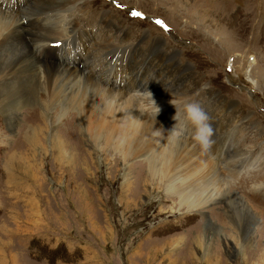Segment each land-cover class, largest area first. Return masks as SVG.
<instances>
[{
    "label": "rangeland",
    "instance_id": "374dc122",
    "mask_svg": "<svg viewBox=\"0 0 264 264\" xmlns=\"http://www.w3.org/2000/svg\"><path fill=\"white\" fill-rule=\"evenodd\" d=\"M227 1L234 4L229 11L226 7L223 10L218 1L212 4L208 0H117L149 20L160 21L169 34L160 32L148 20L127 19L125 12L104 0H79V4L87 12L102 14L100 34H107L113 47L131 45L126 60L131 75L139 70L143 77L150 75L153 82H158V71L169 66L166 72L175 74L168 81L170 89L176 84L178 88L168 89V94L186 90L183 87L187 74L181 65L168 61V54L158 52V42L151 38L162 39L170 53H176L190 66L197 79L190 95L182 90L186 93L174 107L166 104L161 112L166 118L164 125L157 121L154 110L149 114L162 129L168 131V122L180 124L184 105L192 101L189 98L197 97L196 103L206 112L220 100V110L215 106L216 112L208 113L214 129L212 149L217 150L224 143L217 166L230 176L228 189L245 200L254 219L240 212L229 199L211 203L202 212H174V203L162 201V190L148 192L151 187L142 182L145 167L132 168L125 181L123 174L127 170L121 164L107 167L106 156L112 160L115 153L96 150L89 135L83 134V122L71 108L63 111V106L58 105L45 114L37 102L18 112L5 106L0 108V264H264V0H240L241 5L223 0ZM40 4L30 7L28 13L41 8L36 15L50 11L46 8L49 3ZM74 9L71 13L77 30L84 17L74 14ZM205 13L206 19L202 18ZM223 17L230 18L229 25L219 23ZM17 18L20 20L19 13ZM61 23L66 30L72 26L69 22L66 28L65 20ZM169 36L180 43L166 38ZM176 66L178 69L174 70ZM78 76L94 83L89 74ZM146 82L148 85L149 79L143 81ZM155 97V103L161 105L158 93ZM233 103L234 115L229 113ZM61 115L64 116L59 119ZM70 117L72 123L67 125ZM228 117L234 120L224 128L223 119ZM33 126L42 131L37 146L29 148L27 132ZM231 127L237 131L230 136ZM64 128L75 131L71 138V131ZM189 129L183 138L191 136L190 126ZM54 133L73 148L71 156L76 162H90L88 175L77 163L69 171L55 165V153L51 151ZM235 140L240 143L233 150L242 154L230 160L225 156L232 149L227 143L232 141L233 145ZM20 159L27 162L29 169L18 166ZM30 162L37 165L31 167ZM133 162L135 159L129 160ZM236 168L241 170L234 171ZM130 183L137 187L136 201L126 209L119 194L122 184ZM79 186L88 199L81 198ZM174 239L176 246H164Z\"/></svg>",
    "mask_w": 264,
    "mask_h": 264
},
{
    "label": "bare ground",
    "instance_id": "6f19581e",
    "mask_svg": "<svg viewBox=\"0 0 264 264\" xmlns=\"http://www.w3.org/2000/svg\"><path fill=\"white\" fill-rule=\"evenodd\" d=\"M208 1L212 4V1H218L223 10L226 7V11L231 10L230 5H234L228 1L223 2V0ZM33 2H40L41 4H36H40V6L49 3L50 7L46 6V8L50 10L49 12H54L56 15L39 24L24 25L22 23L23 19L35 16L37 11L43 9L41 8L37 11L28 13L30 7L36 6L29 5V3ZM234 3L237 5L239 3V5H241L240 0H234ZM75 5L76 0H6L4 7L0 8L1 110L6 106L5 108L13 109L14 112H18L19 110H23L24 106L36 102L37 105L38 103L42 105L45 114L51 112L52 107L58 105L63 106V111L65 110L64 108L69 107L83 122V130L85 132L83 134L89 135V141L95 146L96 150L98 149L101 152L110 150L115 153V157H113L112 160H110L108 155L106 156L107 167L114 168L119 166L118 164H121V167L126 168L127 171L123 174L124 181L129 175L128 172L133 170L132 168L137 167L138 169H142L145 167L147 172L145 178L142 179V182L148 183V188L151 187L148 192L151 190V193H154L157 189L162 190L164 193L162 201L174 203V212H180L181 210L202 212L204 209L208 208L211 203L226 202L229 199V203H233L240 212L254 219L252 209L246 202H244L245 200H241V196H239L238 193H232L228 189L227 181L230 179V176L228 174L225 175L217 166L219 163H217L216 160L220 154V150L224 148V143H221L222 145H216L217 148L215 149L217 150H213V147H211L209 152H203L194 144L193 140L190 138L191 136L188 138L181 137L179 139L171 137L170 132L162 129L154 120H152V118L149 117V114H151V111L153 110L150 98L146 95H134L137 90L141 92L148 91L152 94V98L154 99L158 93V99L162 101L161 105L163 108H165L166 104L170 103V100L178 103L177 100L182 99V96L185 95L186 92L183 93V89H179L180 91L177 93L168 94V89H170L168 81H170L175 75L174 73L166 72L169 66L164 70L161 69L160 72L158 71V82H153L148 88L141 84L142 80L140 78L138 83L132 82L124 89H112L111 86L103 85L102 77L105 78V75L101 76L102 79L94 78L93 83L78 76L85 77L88 73L78 71L74 61L68 62L67 66H65L56 61H50L45 56L41 57L34 52L30 43L36 40L39 41L38 53L42 54L49 48L48 43L44 42L47 39L55 38L61 39L63 42H68L71 38L76 36L78 29L76 30V28H74L76 25H73V23L76 22H73V18H75L73 15L70 16L67 22H70L72 25L70 29H63L62 24L60 25L61 20H65L64 15L71 13V10ZM255 11L258 12L257 9H255ZM18 13L20 20L17 18ZM85 13H87V11L82 6V14ZM101 17L102 14H100V18ZM202 18H208L207 14L205 13ZM239 18L240 20L242 19V17ZM223 21L227 22L224 23ZM102 22L104 23V20ZM230 22V18L228 17H223L222 20L220 19L219 21V23L224 24V26L229 25ZM96 23L97 21L95 19H87L85 16L83 18L84 27H92ZM214 23L217 24V21L215 20ZM263 26L264 25H262V28ZM90 30L88 38L83 42L78 41L75 49V56L87 54L89 52V49L86 47L87 41V46L98 44L101 48L106 47V43L109 39L107 38L108 35L104 36L102 34L101 39L98 41L97 36L100 33L99 29L96 33L95 31H92V29ZM260 30H258V32L261 34ZM21 31L23 32V36L21 35ZM124 34L127 38L130 37L126 32ZM243 38L244 36L242 35L241 39ZM155 42H158V52L162 53L163 56L168 54V61H177L178 66L181 65L182 71L187 74L185 80L186 84L183 87L186 88V90L183 91H188V93L191 92L192 83H197V79L195 74L191 72L190 66L184 60L180 59L176 53H170L162 39L157 38ZM124 51L125 49L121 51V54L124 53ZM174 52H176V50ZM48 53L49 51L46 52V55ZM257 63L258 60L256 61L254 68ZM96 64L98 68L101 66L100 62H97ZM121 69H128L127 64ZM177 69L176 66L174 70ZM98 75L99 74L96 76ZM106 80L109 79L107 78ZM177 88L178 84L172 86L170 91ZM203 90L210 94L209 90H206L205 88ZM219 104L221 105V102L217 99L211 104V108L208 107L210 111H208L207 114L209 113V115H211L216 112V109L220 110L218 109ZM215 106H217L216 109ZM222 109L219 114L223 112ZM234 109L236 110V107L233 103L230 105L229 113L234 115ZM179 114L181 115V113ZM63 116L64 115H61L59 119ZM44 117L48 120L46 116ZM70 118L71 120L66 121L67 125L72 123L73 118ZM232 120H234L233 117H228V119L224 118V128L227 127ZM68 129L71 131L68 135L71 138L75 131L70 128ZM68 129L64 128L63 130L68 131ZM159 129L162 130L158 132ZM40 131H42L40 127L33 126L29 129V132H27L26 142L29 148L31 146L33 148L37 146L38 137L41 134ZM236 131V128H234V131L230 132V136ZM221 134L222 132L219 133V135ZM185 136L186 135H184V137ZM231 138H229L228 141ZM66 139H68V137ZM236 140L233 145L231 144L233 143L232 141L231 143H227V147H232L231 150L229 149L228 152H225L227 159L231 160L242 154H240V151L238 150H233L238 147L240 143L239 140ZM51 143V151L52 154L55 153L54 162L57 167L69 171L73 169L72 167L78 164L79 166H82L85 174H89L90 162H87L85 159H80L81 162L78 160L76 162L71 156V150L73 148L68 146L67 141L64 140L62 136L60 137V134L57 135V133H54ZM212 146L214 145L212 144ZM74 155H76V152ZM134 159L135 162L129 163V160ZM20 160V163L18 161L19 165H17L20 166L21 164L23 168L29 169L27 167V162L23 159ZM32 162L29 163L31 167L37 165ZM241 168H236L234 171L239 172ZM83 169H81V171H83ZM136 188L135 183L122 184L119 201L123 202L126 209H130V207L135 204ZM78 190L81 198L88 199L83 189H80V186L78 187ZM228 215L229 214H227V216ZM245 218L247 217L245 216ZM175 240L176 239L169 243L167 242L164 246H176V244H173Z\"/></svg>",
    "mask_w": 264,
    "mask_h": 264
},
{
    "label": "clouds",
    "instance_id": "9594fccd",
    "mask_svg": "<svg viewBox=\"0 0 264 264\" xmlns=\"http://www.w3.org/2000/svg\"><path fill=\"white\" fill-rule=\"evenodd\" d=\"M134 95H146L150 98L151 104L154 108L155 114L158 115L160 109L156 106L154 99L152 98V94L148 91L141 92L137 90ZM174 101L170 100V104L174 107ZM183 118L185 124L178 131L176 127V123L172 125L168 132H170L171 137L181 138L185 133L189 130V126L191 128V139L194 144L200 148L203 152H209L211 150L213 140L212 137L214 135V129L209 122V116L207 112L203 109V107L196 102H189L184 105L183 110ZM172 119L176 120V112ZM162 129H159L161 131Z\"/></svg>",
    "mask_w": 264,
    "mask_h": 264
},
{
    "label": "snow or ice",
    "instance_id": "6c2138e0",
    "mask_svg": "<svg viewBox=\"0 0 264 264\" xmlns=\"http://www.w3.org/2000/svg\"><path fill=\"white\" fill-rule=\"evenodd\" d=\"M132 16H133V17H139L140 14H139V13H136V12H133V13H132ZM156 23L159 25L161 22H160V21H157Z\"/></svg>",
    "mask_w": 264,
    "mask_h": 264
}]
</instances>
